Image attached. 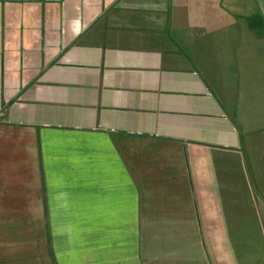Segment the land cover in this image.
<instances>
[{
	"label": "crops",
	"instance_id": "obj_1",
	"mask_svg": "<svg viewBox=\"0 0 264 264\" xmlns=\"http://www.w3.org/2000/svg\"><path fill=\"white\" fill-rule=\"evenodd\" d=\"M0 264H264V0H0Z\"/></svg>",
	"mask_w": 264,
	"mask_h": 264
}]
</instances>
